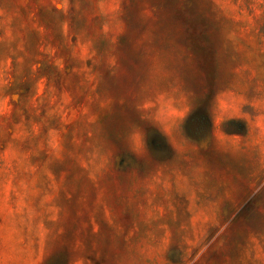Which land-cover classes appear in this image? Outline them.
<instances>
[{"label":"rangeland","instance_id":"1","mask_svg":"<svg viewBox=\"0 0 264 264\" xmlns=\"http://www.w3.org/2000/svg\"><path fill=\"white\" fill-rule=\"evenodd\" d=\"M0 264H264V0H0Z\"/></svg>","mask_w":264,"mask_h":264}]
</instances>
